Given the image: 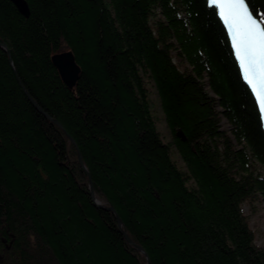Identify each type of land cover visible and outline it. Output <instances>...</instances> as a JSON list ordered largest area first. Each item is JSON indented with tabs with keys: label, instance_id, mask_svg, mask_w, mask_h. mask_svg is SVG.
Segmentation results:
<instances>
[{
	"label": "trees",
	"instance_id": "1",
	"mask_svg": "<svg viewBox=\"0 0 264 264\" xmlns=\"http://www.w3.org/2000/svg\"><path fill=\"white\" fill-rule=\"evenodd\" d=\"M25 1L28 18L0 0V264H146L16 78L150 264H264V133L207 0ZM67 51L72 89L51 62Z\"/></svg>",
	"mask_w": 264,
	"mask_h": 264
},
{
	"label": "water",
	"instance_id": "2",
	"mask_svg": "<svg viewBox=\"0 0 264 264\" xmlns=\"http://www.w3.org/2000/svg\"><path fill=\"white\" fill-rule=\"evenodd\" d=\"M9 1L16 8L17 12L20 15H22L25 18L29 17L30 10H29V6H28V4H27V2L25 0H9ZM216 7H217L216 5H213L211 8L216 10ZM221 7H226V6H221ZM217 17H218L219 21L221 22V24H222V26H223L226 34H227L228 41H229V36L232 35V29L230 27L231 21L227 20L225 18V15H224L223 12L220 15H217ZM257 20L259 21V19H257ZM222 21H224V22L222 23ZM256 27H257V29L264 28V26H263V24L261 22L257 23ZM229 44H230V48H231V51H232L233 47L235 46V42L234 41L233 42L229 41ZM0 47L2 49H4L8 53L7 46L5 44L0 43ZM233 57H234V60L237 63L238 57L234 56V55H233ZM51 62H52V65L57 70V72H58L63 84L69 89L74 88L76 86L78 80H79V76H80L81 70H80V67L77 65V63L75 62V57H74L73 53L70 52V51H67V52L55 54V55H53L51 57ZM9 63L11 65V67L13 68L12 61L10 59H9ZM237 67H238V70H239V73H240V76H241V71H242V67L243 66L237 64ZM245 72H246V69H245ZM246 78H247V72H246L245 77L241 76V79H242L243 84L249 89V91H250V93H251V95H252V97L254 99L256 108H257L259 116H260V121H261V111L264 110V108L258 107V103L261 104V105H264V90H260L258 88V85H257L255 80H253L251 83H246L245 82ZM16 79H17V82H18L19 86L21 87L23 93L25 94L26 98L31 103V105H33V107L39 113H41L47 120H49L51 123L56 125L59 129H61L63 131V133L66 135V137L69 140V142L75 147L76 152H77L78 163L81 166V168L83 169V171L85 172V174H86V176L88 178V181H89V184H88L89 197H90V199L92 201V204L96 208L103 209V210H105L107 212H111V213L114 214L116 222H117L118 230L122 234V236L124 237L126 242L129 245L133 246L142 255H144V257L146 259V264H150L149 257L146 254V252L144 251V249L142 247H140V246L135 245L131 241V239L128 237L126 231L123 229L122 221L120 220L119 216L116 214L115 209L109 204L103 205L101 202L96 200L95 194H94V190H93V183H92V180H91V175H90V173L86 170V168L83 165V162H82V159H81V156H80V153H79V149H78L76 143L74 142V140L68 135V133L65 131V129L62 127V125L59 122H57L56 120L52 119L51 117L46 115L44 112H42V110L38 107V105L27 94V92L25 91L24 87L22 86V84L20 83L18 78H16ZM253 92H255L256 94L253 95ZM261 126H262V131L264 133V122H262V121H261ZM178 137L183 138V136L181 134L180 135L178 134ZM183 140H184V138H183Z\"/></svg>",
	"mask_w": 264,
	"mask_h": 264
},
{
	"label": "snow or ice",
	"instance_id": "3",
	"mask_svg": "<svg viewBox=\"0 0 264 264\" xmlns=\"http://www.w3.org/2000/svg\"><path fill=\"white\" fill-rule=\"evenodd\" d=\"M207 3L209 7L216 5L217 15L223 12L225 18L231 21L229 41L235 42L232 52L238 57L237 64L243 66L241 76L245 77L247 72L245 82L255 80L258 88L264 90V28L256 27L264 20H257L246 0H207ZM258 107L264 108V105L258 103ZM261 121L264 122V110L261 111Z\"/></svg>",
	"mask_w": 264,
	"mask_h": 264
},
{
	"label": "rangeland",
	"instance_id": "4",
	"mask_svg": "<svg viewBox=\"0 0 264 264\" xmlns=\"http://www.w3.org/2000/svg\"><path fill=\"white\" fill-rule=\"evenodd\" d=\"M148 89L150 92L149 93L150 99L152 101V106H153L152 113H153L154 121L156 123L157 130L160 133L162 140L167 143L168 141H170L171 137H170V133L166 127V124L164 122V117H163L162 111H161L160 106H159L157 94H156L154 88L152 87V85L150 83L148 84ZM205 89L207 91H209L207 85H206ZM222 124L224 125L223 128H227L226 122L222 121ZM171 156H172V160L176 163L177 167L179 169L183 170V164H182L181 160L179 159V157L177 156V154L174 150H172ZM260 207H261V211H260L259 216L256 218L255 221H253L250 224V226H253L254 224H256L258 226L259 233L256 236L255 244L257 246H264V206H260ZM242 211L245 215H247L248 214V206L243 205Z\"/></svg>",
	"mask_w": 264,
	"mask_h": 264
},
{
	"label": "bare ground",
	"instance_id": "5",
	"mask_svg": "<svg viewBox=\"0 0 264 264\" xmlns=\"http://www.w3.org/2000/svg\"><path fill=\"white\" fill-rule=\"evenodd\" d=\"M224 29V28H223ZM225 122V121H224Z\"/></svg>",
	"mask_w": 264,
	"mask_h": 264
}]
</instances>
